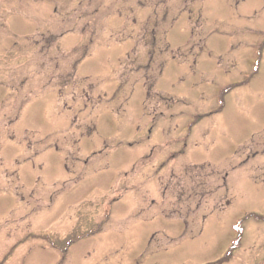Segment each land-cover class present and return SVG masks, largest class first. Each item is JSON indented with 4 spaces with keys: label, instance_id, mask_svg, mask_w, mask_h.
Segmentation results:
<instances>
[{
    "label": "rangeland",
    "instance_id": "374dc122",
    "mask_svg": "<svg viewBox=\"0 0 264 264\" xmlns=\"http://www.w3.org/2000/svg\"><path fill=\"white\" fill-rule=\"evenodd\" d=\"M0 264H264V0H0Z\"/></svg>",
    "mask_w": 264,
    "mask_h": 264
}]
</instances>
